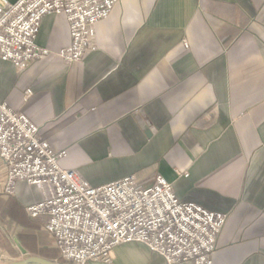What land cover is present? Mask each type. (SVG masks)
I'll list each match as a JSON object with an SVG mask.
<instances>
[{
	"label": "crops",
	"instance_id": "1",
	"mask_svg": "<svg viewBox=\"0 0 264 264\" xmlns=\"http://www.w3.org/2000/svg\"><path fill=\"white\" fill-rule=\"evenodd\" d=\"M117 3L78 64L51 58L18 74L1 63L0 102L38 126L51 149L66 152L60 166L93 187L128 175L146 187L159 175L178 199L225 214L213 264H264V0ZM41 20L39 47L68 45L63 17ZM5 183L0 160L3 264L25 258L8 235L32 239L28 256V247H53L43 218L25 210L38 189L19 183L8 196ZM113 251L111 264H165L135 243Z\"/></svg>",
	"mask_w": 264,
	"mask_h": 264
},
{
	"label": "built area",
	"instance_id": "2",
	"mask_svg": "<svg viewBox=\"0 0 264 264\" xmlns=\"http://www.w3.org/2000/svg\"><path fill=\"white\" fill-rule=\"evenodd\" d=\"M118 0H0V64L9 62L20 74L30 64L58 59L72 66L96 48V25ZM67 22L69 43L53 53L36 44L41 19ZM1 67V66H0ZM29 96L25 92L24 99ZM39 127L0 102V160L4 193L19 183L39 191L38 202L25 210L43 218L45 231L63 261L111 264L115 247L144 246L165 264H213L227 218L177 198L172 184L155 175L140 187L134 175L93 187L77 172L60 166L65 151H54L38 136ZM187 177V173L177 172Z\"/></svg>",
	"mask_w": 264,
	"mask_h": 264
},
{
	"label": "water",
	"instance_id": "3",
	"mask_svg": "<svg viewBox=\"0 0 264 264\" xmlns=\"http://www.w3.org/2000/svg\"><path fill=\"white\" fill-rule=\"evenodd\" d=\"M139 117H140V124L143 127V129L145 130L148 129L149 123L144 119L142 112H139ZM18 247L20 249L21 254H23L25 258H23L22 260L12 261L11 263H7V264H59L57 262L49 261L43 257L39 258L35 256H28L25 250L22 249V247L19 244H18ZM0 264H3V263H0Z\"/></svg>",
	"mask_w": 264,
	"mask_h": 264
},
{
	"label": "trees",
	"instance_id": "4",
	"mask_svg": "<svg viewBox=\"0 0 264 264\" xmlns=\"http://www.w3.org/2000/svg\"><path fill=\"white\" fill-rule=\"evenodd\" d=\"M21 240H22V245L23 247L25 248V244L27 242H31L32 239H29V237H25V236H21ZM26 249V248H25ZM35 254L34 256L36 257H43L49 261H52V262H57L59 264H70V263H67L65 261H63L60 257V254L58 253V251L56 249H54V247H44V248H41V249H34L33 250ZM72 264V263H71Z\"/></svg>",
	"mask_w": 264,
	"mask_h": 264
},
{
	"label": "rangeland",
	"instance_id": "5",
	"mask_svg": "<svg viewBox=\"0 0 264 264\" xmlns=\"http://www.w3.org/2000/svg\"><path fill=\"white\" fill-rule=\"evenodd\" d=\"M0 225H1V223H0ZM6 228V227H5ZM7 235H8V233H7ZM8 237H10V238H15V240H16V243H14V242H12L11 241V243H10V246H9V248H14V250H16L17 248V245L19 244L21 247H22V249H23V245H22V240H21V236H12V234L11 235H8ZM27 243H29V242H27ZM27 243L24 245L25 247L27 246ZM29 246V245H28ZM28 250H29V252L31 253V254H33L34 253V249L33 248H31V247H28ZM15 256L14 257H12V258H15V260L14 261H16V260H22L21 259V257L19 256V255H16V254H14ZM11 258V259H12Z\"/></svg>",
	"mask_w": 264,
	"mask_h": 264
}]
</instances>
